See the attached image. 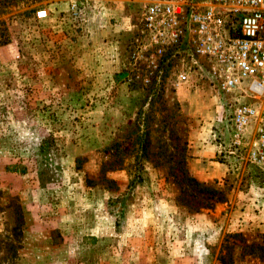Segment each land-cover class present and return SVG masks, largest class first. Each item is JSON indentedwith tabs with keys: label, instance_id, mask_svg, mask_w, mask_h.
Returning a JSON list of instances; mask_svg holds the SVG:
<instances>
[{
	"label": "rangeland",
	"instance_id": "obj_1",
	"mask_svg": "<svg viewBox=\"0 0 264 264\" xmlns=\"http://www.w3.org/2000/svg\"><path fill=\"white\" fill-rule=\"evenodd\" d=\"M145 2L0 0V264H264V170ZM199 141L227 171L192 185Z\"/></svg>",
	"mask_w": 264,
	"mask_h": 264
},
{
	"label": "built area",
	"instance_id": "obj_2",
	"mask_svg": "<svg viewBox=\"0 0 264 264\" xmlns=\"http://www.w3.org/2000/svg\"><path fill=\"white\" fill-rule=\"evenodd\" d=\"M141 22L152 56H187L180 83L194 73L230 98V152L264 170V0H146Z\"/></svg>",
	"mask_w": 264,
	"mask_h": 264
},
{
	"label": "crops",
	"instance_id": "obj_3",
	"mask_svg": "<svg viewBox=\"0 0 264 264\" xmlns=\"http://www.w3.org/2000/svg\"><path fill=\"white\" fill-rule=\"evenodd\" d=\"M202 142H196V148L192 153V157L190 162L192 166L195 167V174L199 181H206V180H214V179H221L223 176L226 175L227 166L219 162L217 159H213L215 157L214 146L208 145L201 147ZM208 148V149H207ZM209 150V151H206ZM212 149V150H211ZM211 150V151H210Z\"/></svg>",
	"mask_w": 264,
	"mask_h": 264
},
{
	"label": "trees",
	"instance_id": "obj_4",
	"mask_svg": "<svg viewBox=\"0 0 264 264\" xmlns=\"http://www.w3.org/2000/svg\"><path fill=\"white\" fill-rule=\"evenodd\" d=\"M146 148H147V144H145V143H141L140 144V152H141V155L142 156H144L145 155V153H146ZM184 161L185 160H183V163H184ZM137 163H140L141 162V160H140V157L139 158H137V161H136ZM184 173H185V170H183V172H182V175L184 176ZM186 178H187V181H188V183H190V184H192V185H200V182L191 174H187V176H186ZM110 181V180H109ZM111 182H113V181H111ZM114 183V182H113ZM213 193L215 194L216 193V191H213ZM193 210H195V211H197V209H193ZM116 225H118V221H116ZM219 261L222 263V264H226L225 262H224V259L220 256L219 257Z\"/></svg>",
	"mask_w": 264,
	"mask_h": 264
}]
</instances>
